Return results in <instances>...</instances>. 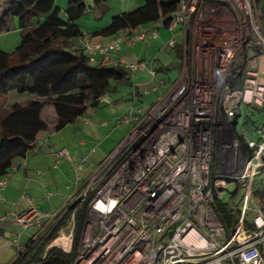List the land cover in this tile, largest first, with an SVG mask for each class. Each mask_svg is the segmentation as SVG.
I'll list each match as a JSON object with an SVG mask.
<instances>
[{
	"label": "built area",
	"instance_id": "1",
	"mask_svg": "<svg viewBox=\"0 0 264 264\" xmlns=\"http://www.w3.org/2000/svg\"><path fill=\"white\" fill-rule=\"evenodd\" d=\"M209 1L210 9L203 14L196 8L200 0H179L169 25L162 20L145 30H123L107 42L93 40L88 33L81 37L91 64L125 63L131 80L146 69L153 83L158 73L153 61L132 64L124 57L113 61V55L126 44H151L164 28L174 37L166 45L176 47L179 28L185 30V50L190 52L191 37L193 44L190 64L185 51L184 72L165 96L152 104L141 99L139 104L144 93L140 85L134 88L133 109L121 120L132 130L64 207L76 202L87 207L75 264H264V210L254 186L264 171V129L249 138L240 125L241 105L264 106V19L252 0H226L241 9L248 21L244 31L254 35L252 44L245 46L248 66L243 84L232 89L227 78L241 51L234 21L239 12L233 3L237 12L228 8L222 12L217 4L221 1ZM165 84L161 81L153 89L158 91ZM110 102L108 93L100 98V104ZM222 120L228 125L222 129L218 153L216 127ZM230 126L248 138L245 145ZM52 155L56 162L70 158L77 174L84 171L89 158L79 161L65 148L53 150ZM13 179L15 174L0 179L2 201H6L2 190ZM236 192L240 224L230 234L213 204L216 198L225 200ZM21 196L19 203L25 202L24 207L12 220L22 232L40 229L46 233L63 215V211L44 212L34 198ZM251 214L248 228L245 223ZM74 215L69 234L61 233L55 241L69 252L75 242ZM45 218L51 222L47 229ZM21 236L15 234L7 243L19 251L24 244Z\"/></svg>",
	"mask_w": 264,
	"mask_h": 264
},
{
	"label": "trees",
	"instance_id": "2",
	"mask_svg": "<svg viewBox=\"0 0 264 264\" xmlns=\"http://www.w3.org/2000/svg\"><path fill=\"white\" fill-rule=\"evenodd\" d=\"M57 0H8L0 4V34L9 30L11 18L19 17V28L22 30L21 46L17 50L7 52L0 47V96L11 95L17 91L26 96V104L16 102L10 108L0 109V179L11 173L13 162L18 156L27 158L29 152L36 146L42 132L50 129L49 122L44 117L46 105L53 108L55 131L67 128L77 119L87 114L88 108L100 106L103 94H110L119 84L130 78V70L124 65L110 63L91 64L88 54L83 50L80 41L86 32L76 23L82 16L79 5L70 0L66 12L73 20L71 24L60 27L57 24L35 23L42 14H50ZM106 2L107 0H102ZM220 3L237 12L230 1L219 0ZM179 0H146L132 12L114 15L106 28L94 35L112 36L123 30L146 28L155 22L164 21L169 25L170 17L177 10ZM261 17L264 19V4ZM74 10V13H73ZM182 59L185 51L181 44L175 47ZM247 53L240 51L235 57L227 78L230 88H238L243 84L244 73L247 70ZM257 137V119L248 116L242 124ZM244 145L246 138L240 135ZM256 196L263 202L264 190L257 187ZM237 192L232 197L214 200V208L224 227L230 234L236 233L240 224L239 203L234 205ZM75 214V240L81 239L85 228V204L76 202L71 208L63 210V215L45 235L33 242L24 251L15 264H75L78 249L73 244L69 252L50 244L59 237L61 229L69 227V220ZM252 216V214H251ZM251 219L246 226L251 228ZM79 235H76V229ZM78 246V244H77Z\"/></svg>",
	"mask_w": 264,
	"mask_h": 264
},
{
	"label": "rangeland",
	"instance_id": "3",
	"mask_svg": "<svg viewBox=\"0 0 264 264\" xmlns=\"http://www.w3.org/2000/svg\"><path fill=\"white\" fill-rule=\"evenodd\" d=\"M70 0H57L56 1V7L55 10H58V8L63 9L69 3ZM212 1L205 0L203 3L200 0V3L198 4L197 11L202 12L203 14L207 13L210 3ZM232 2V1H231ZM88 13L85 14L83 17L79 19L78 22H81L84 26L93 28L94 25H101L104 27L105 24L109 21V19H112L114 15H118L124 11V9L130 8V0H107L106 6H108V9L106 8L101 14L98 12V7L96 4V0H89L88 2ZM145 3V2H144ZM143 3V4H144ZM233 3V2H232ZM252 6H254V10H256L259 15L261 16L262 14V9H263V4L264 0H252L251 1ZM139 4H142L140 1ZM137 4V5H139ZM214 4V3H213ZM220 7H222L223 11L225 12L227 7H224L222 4L217 3ZM216 4V5H217ZM234 6L238 9L239 16L236 17L235 21V33L236 36L239 37L241 40V43H239V48L242 51L248 52V49L246 50L245 46L246 44H252L254 41V35L249 33V31H245L248 27L247 26V20L243 19V13L239 7L235 3H233ZM90 7H92V10H90ZM127 7V8H126ZM139 7V6H137ZM221 9V10H222ZM225 9V10H224ZM1 10V8H0ZM103 19H95L96 16H101ZM242 19V20H241ZM43 21L48 22V17L45 16L43 17ZM19 17L16 16V21H13V19L10 20L9 23V30L10 31H4L0 34V47L3 49H6L7 52H11L14 50H17L19 46H21V40H22V30L19 28ZM151 26V24H150ZM184 29H178L175 33V37L178 40V44H181L183 47V51L185 50V44L183 41L186 40V37H184ZM164 34V35H163ZM161 35L159 38L154 39L152 42L156 43L158 42L159 45H156L153 47V49H149L150 53H148L145 57L143 55V52L137 51L136 54L134 55L135 59H132L129 55L130 53H126L128 50L129 45H124L122 46V55L125 53L128 54V59L125 58V62H145V64L149 65L151 61H154L157 56H160V60L155 61V64L159 67L164 66V72L157 73V76L154 78L155 82H152V76L147 74H144L141 78H138V76L135 75V77L132 79L133 84L130 81H124L123 83L119 84V89L112 90L111 91V96L110 99L111 101H123L124 103L121 104L116 110L117 112H114V105L110 103V105L107 106H97L96 108H92L91 106L88 108V112L86 115H84L85 118H88L89 121L92 123L91 127L85 124L83 118L77 119L74 123H71L67 128L61 130V131H55V134H52L54 136L51 137V139L54 142L59 143V149H62L65 146V149L68 151L70 149H74V152L79 156L77 160L81 161L84 160L86 155L92 154L94 150L99 151L98 157H91V159H88L87 163H85L86 167H91L94 170L98 169V166H100V163L105 159L108 158L112 152L114 151V148L118 145L121 144L125 138L127 137V134L132 130V127L127 124L121 122V119H123L125 113L132 107L133 109V96H134V88L137 85H140L139 90L144 93V96H141L139 98V104L142 102L141 99L146 102V104H152L155 101H158L159 97H163L167 94V92L170 90L171 87H173L179 77L182 75L184 72V62L185 58H181L178 56L177 51L175 48H172L170 45H166L170 40H173V35L171 32H169L168 29H163L161 32ZM183 43V44H182ZM142 44V43H140ZM193 44V38L191 37L189 42H188V49L190 52L186 51V54L188 56V61L186 60L187 63H189V60L191 59V46ZM244 45V46H243ZM177 46V45H176ZM132 47V46H131ZM242 47V48H241ZM244 47V48H243ZM125 54V55H126ZM185 54V53H184ZM120 55V53L118 54ZM124 55V56H125ZM121 56V55H120ZM127 56V55H126ZM145 57V58H144ZM125 63H122L124 65ZM190 64V63H189ZM121 65V66H122ZM140 74V72H139ZM161 81H166V84L164 87L159 89L158 91L154 90L153 87L156 85L158 86ZM26 96H21L20 93L17 91L12 92L11 95H2L0 96V109H6L10 108V106H13L14 103L16 102H22L24 105L26 104L27 98ZM131 109V110H132ZM44 117L46 120L50 123L51 125V120L54 119V112L52 111V107L49 105H46L44 109ZM240 125H242L248 116H251L255 119H257V126L255 129H264V106L260 107L258 105H241L240 106ZM88 116V117H87ZM228 125L226 121H220L218 122V127H216V132H217V140L216 146L218 148V153L221 152V146H220V141L221 137L223 136L222 129L224 126ZM53 126V125H51ZM243 127V125L241 126ZM230 131L235 132V134L239 135L238 138H240V132L236 128H233L230 126L229 127ZM236 129V130H235ZM246 131H248V137H252L251 133L253 132V135L256 133L254 131H249V129L244 128ZM48 134V133H47ZM219 138V139H218ZM248 139V138H247ZM89 157V155H88ZM63 160H69L68 158H62L60 162ZM52 166L58 167L57 164L59 163L56 162V159L52 160ZM62 168V167H61ZM58 171H56L57 173ZM66 173H57L55 176V183H53L50 188L47 190V194L49 195L50 193L58 195L60 191H63L64 188L67 186L68 178L70 175V171H66ZM83 173H80V177L83 176ZM77 171L72 175V180H73V190L77 187ZM67 177V178H66ZM90 177V176H89ZM88 177V178H89ZM88 178H86L88 180ZM78 180L81 184V186L85 183L86 180ZM57 184V185H56ZM254 186L260 187L261 190H264V171L263 173L257 176L256 181H254ZM231 187H233L231 185ZM234 188V187H233ZM72 190V191H73ZM71 191V192H72ZM68 194V193H67ZM54 196V197H55ZM258 200H260L261 205L263 206L262 200L257 197ZM234 205H237L239 201L233 200ZM252 216L250 215V218ZM69 228L65 229L63 233L69 234V230L71 227V224L73 223L72 218L69 220ZM79 227L76 229V235H79ZM85 229V228H84ZM84 229L82 230V233H84ZM22 231V230H21ZM26 232V231H25ZM26 233H29L26 232ZM81 233V234H82ZM80 236V235H79ZM75 247L77 249V244L79 246V240L76 238L75 240Z\"/></svg>",
	"mask_w": 264,
	"mask_h": 264
},
{
	"label": "crops",
	"instance_id": "4",
	"mask_svg": "<svg viewBox=\"0 0 264 264\" xmlns=\"http://www.w3.org/2000/svg\"><path fill=\"white\" fill-rule=\"evenodd\" d=\"M6 1H8V0H0V4L3 2L6 3ZM88 1L89 0H74V2L79 5V8H80L81 13H82L81 17H83L89 11L88 10L89 6L87 3ZM140 1L142 2V4H139ZM106 2H103L102 0H96L98 12H100L101 14H103V12L106 8L108 9V6H106ZM144 2L146 3V0H130V5H129L130 8L126 7L127 9H124L123 12H127V11L132 12L135 8H137V6L144 5L145 4ZM69 3H70V1H69ZM69 3H67V5L63 9V11L60 8H58V10H55V7H56L55 6L53 11L50 14H48V15L42 14V15L38 16L36 18L35 23H37V22L43 23L44 22L46 24H57V25H60V27H65V26L71 24L73 20L71 19L69 13L66 12V8L69 6ZM137 4H139V5H137ZM90 10H92V7H90ZM73 13H74V10H73ZM120 14H118V15H120ZM45 16L48 17V22L43 21V17H45ZM101 18L103 19L102 15L100 17L99 16L95 17L96 20L101 19ZM11 19H13V21H16V17H13ZM78 21H76V23H78V25L80 24V26L83 28V30L86 33H88L89 36L92 37L93 40L107 42V40L111 37V36L102 37L100 35H94V33H96L97 31L106 28L110 22V19L107 22V24L104 25V27L101 25H94L93 28L86 27L81 22H78ZM149 27H152V24H151V26L149 25L146 28L142 27V29L145 30V29H148ZM161 32H162V30H161ZM161 32H160V36H162ZM140 43H142V44H140ZM156 45H159L158 42H156V43L151 42V44H148L145 41H140L137 44H135V46L131 47V45H129L126 53H130L131 55H129V56L132 59H135L134 55L136 54L137 51L143 52V55H145V57H146V55L148 53H150L149 49H153V47H155ZM122 50L123 49H121L117 54L113 55V61L116 60L118 57H121V58L124 57L127 59L129 58L128 54H126V53L125 54L127 56L125 54H124L125 56L122 55L123 54ZM119 53L121 56L118 55ZM157 60H160V56H157L156 59L153 61L154 66L158 70V73L164 72V66L159 67L155 64V61H157ZM129 62H131V61H129ZM131 63L135 64V62H131ZM142 71L144 72V74H147V73L150 74L149 71H147L146 69L141 70L140 74L138 72V74L136 75V76H138V78H141L143 76ZM116 89H119V86H117ZM110 94H111V92H110ZM110 103L114 105V109H115L114 112H117L116 109L119 106H121V104L124 102L123 101H120V102L119 101H113V102L111 101ZM107 105H110V104H107ZM107 105L102 104V106H107ZM131 109H132V107L127 111V113H125L124 116H126L131 111ZM52 111H53V108H52ZM54 119H55V112H54ZM54 119L51 120V123H52L51 125H53ZM83 120H84L85 124H87L88 126L91 127L92 123L89 121L88 118L84 117ZM51 125H50V129L48 131L42 132V134L39 136V138H38L39 141L36 144L37 150L30 151L29 156L27 158H24V156H18L15 159V162H13V167H16L17 169L13 168L11 170V173H10V177L13 176V174H15V179L9 181L6 188L2 190V196H4L6 201H2L0 199V219H3V217H5V219L2 222H0V264H15L21 258L22 253L24 251H27L28 247L30 245H32L34 241H36L37 239H39L40 237H42L43 235L46 234L45 231H41L40 229H35L29 233L22 232L21 226L19 224L18 225L15 224L13 222V220H12L13 214L16 213L18 211V209L24 207L25 202L19 203V201L22 197L21 196L22 194L25 193V195H29L32 198H34L36 201L35 203L44 212L63 211L64 207L66 205H68L72 201V198L74 197V195H76V192L78 190L79 185L81 186V184L78 180H81V179L87 180L86 178H88L92 174L96 173L99 169V166H98L97 170H94L93 168L91 169V167H86V165H85V169L83 171L84 172L83 176L80 177V174H77V176H76V180H77L76 186L77 187L73 190V187H74L73 184L74 183L72 180V178H73L72 175L75 173L76 169L73 166L71 159L68 158L69 160H66V161L63 160L62 162H60L61 161L60 160L59 163L57 164L58 167L52 166V162H53L52 160L55 159L52 155V151L59 149V147H58L59 143L54 142L51 139V137L54 136L52 134H55V126L54 125L51 126ZM63 148H65V146ZM68 152L70 153L71 156H76L77 158H79V156L76 154V152L73 153L74 149H73V151H72V149H70V150H68ZM88 155H89L88 159H91L92 155H93V157L96 158L99 155V151L94 150V152H92L91 155L90 154H88ZM88 155H86V156H88ZM88 159H87V161H88ZM87 161H86V163H87ZM56 171H58L57 173H66V175H67L66 171H70V175H69L70 178L67 179L68 184H67L66 188H64L63 191H60L58 193V195L55 196V194H52V193H50L49 195H46L47 190L50 188V186L53 183H55L54 179H55V176L57 175ZM78 177H80V179ZM43 223H44V227L46 229L50 227L49 224L51 222H49V220L47 218H45L43 220ZM68 228L69 227L61 229L59 236L61 233L64 232L65 229H68ZM18 233H22L21 237H22L23 243H24L23 248L19 251L15 247H13V245H9L7 243V239H14L13 238L14 235L18 234ZM55 241H53L50 244V246L51 245L56 246Z\"/></svg>",
	"mask_w": 264,
	"mask_h": 264
},
{
	"label": "water",
	"instance_id": "5",
	"mask_svg": "<svg viewBox=\"0 0 264 264\" xmlns=\"http://www.w3.org/2000/svg\"><path fill=\"white\" fill-rule=\"evenodd\" d=\"M73 204H75V203H73ZM73 204H72V205H73ZM72 205H71L69 208H71V207H72Z\"/></svg>",
	"mask_w": 264,
	"mask_h": 264
}]
</instances>
